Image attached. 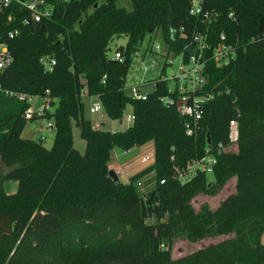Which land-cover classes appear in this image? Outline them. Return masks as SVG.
I'll return each instance as SVG.
<instances>
[{"label":"trees","instance_id":"trees-1","mask_svg":"<svg viewBox=\"0 0 264 264\" xmlns=\"http://www.w3.org/2000/svg\"><path fill=\"white\" fill-rule=\"evenodd\" d=\"M99 1L54 0L51 19L17 22L18 37L0 38L14 59L0 73L1 88L49 100L53 110L32 121L49 120L55 130L51 149L23 138L29 104L0 93V264H264V32L258 31L264 0H203L219 16L209 25L190 16L193 0H130V9L121 0ZM157 32L175 57L197 32L211 47L224 34L235 48L236 59L223 67L205 53L202 93L213 99L192 136L176 105L162 102L175 99L168 82L157 79L143 100L126 92L133 55ZM120 37L127 40L117 49L124 63L108 55ZM194 52L185 51L184 60ZM47 56L56 61L51 71L40 64ZM85 88L112 121L130 109L132 124L118 132L96 129L85 117ZM234 119L239 140L232 152ZM74 127L86 142L84 154L74 148ZM149 143L153 164L128 184H115L108 177L112 152ZM207 152L217 158L213 174L181 184L176 170ZM151 175L156 184L145 194L140 183ZM232 177L236 192L218 209L204 204L195 211L194 199L215 195ZM164 178L169 182L160 187ZM8 182L17 183L14 193L5 191ZM178 235L193 242L233 237L173 260Z\"/></svg>","mask_w":264,"mask_h":264},{"label":"built area","instance_id":"built-area-1","mask_svg":"<svg viewBox=\"0 0 264 264\" xmlns=\"http://www.w3.org/2000/svg\"><path fill=\"white\" fill-rule=\"evenodd\" d=\"M103 1L105 0H100L99 3ZM54 12V0H0V38L5 34V36L7 35V40H13L21 33L20 29L12 28L17 22H19L22 26H30L32 24L39 25L43 21L51 19ZM190 16L200 18L202 23H207L208 25L212 22H216L219 17L218 14H212L204 9L203 0L191 1ZM229 18L235 20L234 14H231ZM5 31L7 33H5ZM179 36L180 38L186 37L185 30L183 28L180 30ZM150 39V37L146 39L147 43L145 47L141 52L137 51L135 55H133L132 59L134 57L138 59L142 66L143 74L146 75L148 72L159 67L157 60L160 57L164 59L161 66L162 68H165L166 71L167 68L172 65L171 61L179 58L180 66L178 68V73L168 76L166 71L163 74L161 72L157 79L161 78L169 83L170 91L174 92L175 99L166 97L162 99V102L169 105H176V109L180 116L187 119V134L192 136L195 134V129L198 127L199 122L203 118V108L213 99L212 94L202 93L206 84V77L204 75L206 65L205 53L207 51L210 52L211 58L217 63V66L223 67L236 59L235 48L232 44L227 42L224 34H221L220 42L216 46L211 47L204 35L197 32L193 37V42L186 45L183 48V52L175 57L169 52V48L165 46L164 43L158 45L155 41H151ZM142 45L140 47H142ZM194 47L195 52L190 55L187 61H185L184 52L191 50ZM109 58L111 61L119 63H124L126 59L124 52L120 50H116L114 56ZM13 62L14 59L8 46L4 43H0V73L5 72L13 64ZM40 64H42L45 70L51 71L56 65V61L52 57L47 56L40 59ZM156 80L149 82L152 87L151 92H154L156 88ZM145 84L146 82L143 79L136 87H132L126 92L134 99L143 100L148 94H144L141 91ZM0 93L4 94L5 97L14 98L29 104V107L25 110L22 116V118L27 122L32 121L35 116L41 118L50 111V102L49 100L44 99L45 104H43L39 110L34 111L32 109V101L39 96L11 92L2 89L1 86ZM83 96H88L86 88ZM101 111H103V107L99 101H95V103H93L89 108L90 114H96ZM132 121V115L127 116V123L129 126L132 124ZM49 127L54 128L52 122ZM97 127H99V125H97ZM228 139L230 150L236 148L239 140V124L236 119L232 120L229 124ZM222 150L224 149L220 147L218 153ZM120 151L122 152L121 157L126 158V156L129 157L132 154L131 152L133 149L130 151ZM145 161L146 158H143L142 162ZM216 164L217 158L215 154L207 152L201 158L191 161L184 168L177 169L176 178L181 184H186L194 179L198 174L211 176Z\"/></svg>","mask_w":264,"mask_h":264},{"label":"rangeland","instance_id":"rangeland-1","mask_svg":"<svg viewBox=\"0 0 264 264\" xmlns=\"http://www.w3.org/2000/svg\"><path fill=\"white\" fill-rule=\"evenodd\" d=\"M69 1V0H68ZM120 6H125L127 9L131 8L130 0H121L119 2ZM151 41H155L156 44L161 45L163 43V36L160 33H156L152 37H150ZM126 38L120 37L114 39V41L110 44V52L109 57H113L115 51L126 45ZM147 40L144 42L142 47L139 48V52L145 47ZM164 59L160 57L157 60V64L159 67L154 70L148 72L146 75L143 74L142 66L136 57L133 58L128 76L126 78V86L128 89L132 87H136L141 80L144 79L146 82L145 86L142 87L141 91L144 94L150 93L152 91V87L149 82L156 80L161 72H162V64ZM172 65L167 68V75L171 76L175 73H178V68L180 66L179 58L173 59L171 61ZM83 102L85 105V117L90 120L93 124H105V126L100 129L105 131L115 132V131H123L129 127L127 123V116L131 115V110L128 109L124 115L122 120L123 124L120 125V121H112L110 120L104 111H101L96 114H90L89 108L95 102L93 99H90L86 96L83 97ZM48 103V102H47ZM56 103V102H55ZM45 104L43 98L37 97L32 101V109L37 111L41 108V106ZM53 108L50 107V111ZM51 121L46 119H38L36 121H29L23 131L22 137L26 139L33 140L35 142L43 143V146L47 149H51L54 143L55 138V130L54 128L49 127ZM45 138V140H43ZM73 142L74 148L81 154H84L86 149V142L81 139L80 131L76 127L73 128ZM236 148H233L231 151L234 152ZM132 154L126 158L121 157L122 152L118 149H115L112 152L111 162L109 164V169L114 170L117 174L120 182L122 184H128L129 178L134 176L135 174L141 172L145 168L149 167L154 162V146L152 143H149L141 148L133 149ZM146 158L145 162H142V159ZM209 182H213V178H209ZM156 181L153 175L149 176L145 180L140 183V190L147 194L155 187ZM7 193H14L17 190V185L12 183H7L6 185ZM236 192V178H230L225 184L224 188L217 192L215 195H200L196 199L192 201V206L196 212L200 211V208L207 204L212 210H216L219 208L220 204L230 195ZM233 236L228 237H214V238H206L198 241H191L185 236L178 235L174 240L173 250H172V259L178 260L182 257L193 254L203 248L213 246L224 242L230 239ZM264 243V238H263Z\"/></svg>","mask_w":264,"mask_h":264},{"label":"water","instance_id":"water-1","mask_svg":"<svg viewBox=\"0 0 264 264\" xmlns=\"http://www.w3.org/2000/svg\"><path fill=\"white\" fill-rule=\"evenodd\" d=\"M95 8H97V5H95ZM258 31H259L260 33L264 32V19H260V22H259V29H258ZM120 123L122 124V121H121ZM108 177H109V178H110L115 184H119V183H121L120 180H119V178H118V176H117V174L114 172V170H110V171L108 172ZM168 182H169V180L166 179V178H164V179H162V180L160 181L159 185H160V187H162V186L166 185ZM153 201H156V194H155V192L151 193V196H150V198H149V200H148V202H147V205H148L149 207H151Z\"/></svg>","mask_w":264,"mask_h":264},{"label":"crops","instance_id":"crops-1","mask_svg":"<svg viewBox=\"0 0 264 264\" xmlns=\"http://www.w3.org/2000/svg\"><path fill=\"white\" fill-rule=\"evenodd\" d=\"M94 103H95V102H94ZM122 124H123V122H122ZM122 124L120 123V125H122ZM97 125H99V124H98V123H97V124H96V123L94 124V127H95L96 129H100L101 127L103 128V127L105 126V124H100L99 127H97ZM126 129H127V128H126ZM126 129H125V130H126ZM123 131H124V130H123ZM115 132H118V131H115ZM43 140H45V138H44ZM8 183H12V182H8ZM15 184L17 185V183H15ZM6 185H7V183L4 184L5 189H6V187H7ZM5 191H6V190H5ZM10 194H11V193H10Z\"/></svg>","mask_w":264,"mask_h":264}]
</instances>
